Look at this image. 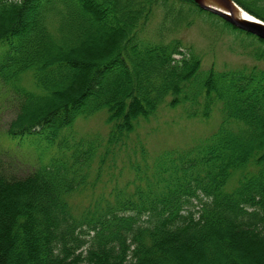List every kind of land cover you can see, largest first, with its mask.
Masks as SVG:
<instances>
[{"label":"trees","instance_id":"trees-1","mask_svg":"<svg viewBox=\"0 0 264 264\" xmlns=\"http://www.w3.org/2000/svg\"><path fill=\"white\" fill-rule=\"evenodd\" d=\"M234 1L264 20V0ZM157 8L153 42L141 33ZM190 10L202 9L194 0H0V81L18 94L7 138L41 133L58 147L24 176L0 171V264H264V167L226 189L264 162V67L200 78V58L181 39L163 40ZM257 40L243 47L264 63ZM26 72L39 91L11 82ZM170 96V105H201L189 116L219 104L220 125L190 149L162 153L151 175L137 166L144 185L78 212L71 197L86 188L99 146L69 145L64 128L106 110L108 144H124Z\"/></svg>","mask_w":264,"mask_h":264},{"label":"rangeland","instance_id":"rangeland-1","mask_svg":"<svg viewBox=\"0 0 264 264\" xmlns=\"http://www.w3.org/2000/svg\"><path fill=\"white\" fill-rule=\"evenodd\" d=\"M200 8L202 10H190L187 19L176 30L163 37L164 43L181 39L186 47H183V51L187 54L193 52L200 58V78L210 68L224 71L251 67L253 64H261L264 67V63L256 61L248 54L249 49L245 50L243 47V43L247 42L258 44L257 38L260 37L234 26L210 10ZM161 18V9L157 8L141 33L143 38L153 42L161 40L156 31ZM2 49L3 47H0V50ZM11 82L26 89L39 91L31 72H26L18 81ZM14 87L11 83L0 81V171L13 176H24L34 167L48 163L52 156H57L58 147L57 143L50 144L41 133L21 138H7V128L17 111L18 94ZM171 99L170 96L166 103L160 104L154 114L138 118L134 131L127 135L124 144L118 143L113 146L108 144L111 125L106 122L108 120L106 110H101L88 118L79 117L72 126L64 128L62 135L64 140H69V145L84 144L97 138L99 146L86 188L71 197V203L78 212L100 195L113 198L115 190L124 188L127 183L129 184L124 189L128 192L135 189L133 181L144 185V182L138 179L137 166L141 168V176L146 177L147 173L151 175L154 163L162 153L190 149L210 136L220 125L222 115L219 104L213 107L209 116H189L188 110L194 109L199 112L201 105L194 107L188 103L170 105L168 101ZM200 99L202 101V98ZM142 148L145 154L142 153ZM107 150H110L108 154ZM103 154H106L104 162L100 164L99 158ZM262 167L264 162L256 166L251 164L246 169L238 171L236 176L230 178L226 189L232 190L240 176L242 178L250 172L259 171Z\"/></svg>","mask_w":264,"mask_h":264},{"label":"water","instance_id":"water-1","mask_svg":"<svg viewBox=\"0 0 264 264\" xmlns=\"http://www.w3.org/2000/svg\"><path fill=\"white\" fill-rule=\"evenodd\" d=\"M200 7L216 13L234 26L248 31L264 39V21L250 15V18H243L236 14L238 4L234 0H194ZM219 5L222 9L215 7Z\"/></svg>","mask_w":264,"mask_h":264},{"label":"bare ground","instance_id":"bare-ground-1","mask_svg":"<svg viewBox=\"0 0 264 264\" xmlns=\"http://www.w3.org/2000/svg\"><path fill=\"white\" fill-rule=\"evenodd\" d=\"M215 7H217V8H220V9H222V7L221 6H219V5H214ZM235 11H236V14L238 15V16H240V17H243V18H245V17H247V18H250L251 16L249 15L250 13H248L246 10H244L242 7H240L239 5H238V7L235 9Z\"/></svg>","mask_w":264,"mask_h":264}]
</instances>
